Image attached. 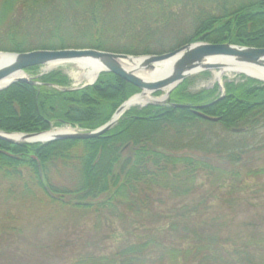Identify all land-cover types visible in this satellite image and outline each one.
<instances>
[{"label": "trees", "instance_id": "1", "mask_svg": "<svg viewBox=\"0 0 264 264\" xmlns=\"http://www.w3.org/2000/svg\"><path fill=\"white\" fill-rule=\"evenodd\" d=\"M179 11L191 19L188 38ZM192 43L264 48V0H0V52L94 49L147 56ZM39 69L25 72L35 76ZM240 79L224 78L220 98L218 84L191 93L188 78L167 104L132 107L96 139H0V222L17 219L16 210L38 222L96 215L121 224H156L143 225L139 236L110 254L89 252L70 264H264L262 217L247 221L250 233L232 234L231 213L223 210L237 206L236 195L247 190L249 179L258 180L254 189L260 192L264 177V166L251 164L264 155V83ZM38 82L0 91V131H95L141 93L108 72L76 90L61 71ZM187 105L206 106L203 113L219 121L179 107ZM167 199L173 204L158 211ZM9 229L0 232V264H49L50 246L34 245L37 258L10 244L24 235L23 228Z\"/></svg>", "mask_w": 264, "mask_h": 264}, {"label": "water", "instance_id": "2", "mask_svg": "<svg viewBox=\"0 0 264 264\" xmlns=\"http://www.w3.org/2000/svg\"><path fill=\"white\" fill-rule=\"evenodd\" d=\"M9 56V59L0 65V91L7 89L11 85L24 82L33 86H40L39 77L31 78L25 72L31 67L49 66L53 63H73L80 60H91L102 65L103 70L99 73L96 80L92 84H87L79 89L91 86L96 83L99 76L103 72H108L116 75L123 81L139 88L140 94L134 95L126 101L113 115L112 119L106 125L95 131H66L52 134L51 131L39 134H10L0 131V139L9 143L15 144H36L49 143L57 140H91L96 139L109 132L126 111L132 107H145L149 104L165 105L170 100L171 93L190 76L223 68L221 63H209L211 60H225L231 66H256L264 69V48L240 47L231 44H209V43H192L185 45L171 53L163 55H147V56H130L126 54H117L107 51H99L94 49H65V50H33L28 52L6 53L0 52ZM140 58L143 59L141 67L148 70H153L167 60H172L170 68L165 74L154 82H149L141 79L134 72L126 70L122 66L124 60ZM20 74L23 76L18 77ZM244 74V73H243ZM264 83V81L248 76ZM7 83V84H6ZM66 89H62L65 91ZM71 90H76L72 89ZM145 91H150L152 94L161 92L160 98H165L162 102H150L139 106H129L130 103ZM155 98V97H154ZM222 98V97H220ZM159 99V98H156ZM182 108L191 109L198 117L210 121L218 122V118H213L203 110L206 106H179ZM9 136H20V141L9 139ZM46 136L44 141H31L35 137Z\"/></svg>", "mask_w": 264, "mask_h": 264}, {"label": "rangeland", "instance_id": "3", "mask_svg": "<svg viewBox=\"0 0 264 264\" xmlns=\"http://www.w3.org/2000/svg\"><path fill=\"white\" fill-rule=\"evenodd\" d=\"M202 6L201 3L198 4ZM179 19L184 38H188L192 33V22L189 15L184 11H179ZM61 71L69 77L72 89H79L87 83L80 78V71L73 63H68L65 66L56 69H48V66H42L35 76L31 78L40 77L43 74ZM210 75L207 77L205 72L197 73L189 77L190 92L198 93L202 90L212 89L216 84L219 85L218 96H224V78L228 81L240 82V76L244 74L224 73L221 79H215V70L207 71ZM248 78L247 76H245ZM155 98V94H153ZM72 130L71 127L53 128V130ZM202 156V155H200ZM251 164L256 169L257 166H264V155L252 160ZM258 180L249 179L247 181V190L245 192L237 193V206L223 207L225 212L231 213L232 221L230 226V233L236 234L240 230L245 233H250L251 228L248 227V220L257 221L258 215L264 220V177L259 182L261 191L256 192L254 189L255 183ZM210 187L209 185L207 186ZM219 193V192H218ZM220 192L216 195H221ZM167 206H159L158 211L164 212L173 204L167 199ZM218 204L214 202V205ZM17 219L7 220L1 219L0 232L4 230L10 232V226H18L23 228V236L19 238H12L10 244L20 247L22 250L29 249L34 255L40 257L35 253L36 246L48 245L51 248V255H49V264H70L79 255L85 253H94L97 255L110 254L118 249V247L128 239H134L143 231V225L146 227H153L156 224L148 225L145 220H137L128 224L115 223V219L103 218L99 220L96 215H89L86 217L75 218L70 216L68 218L54 219L45 222H38L36 218L29 219L26 212L19 214L16 210L12 211ZM5 216L4 210L0 212V218ZM13 216V217H14ZM261 223V231L264 232V222ZM17 234V233H15ZM38 252V251H37Z\"/></svg>", "mask_w": 264, "mask_h": 264}, {"label": "bare ground", "instance_id": "4", "mask_svg": "<svg viewBox=\"0 0 264 264\" xmlns=\"http://www.w3.org/2000/svg\"><path fill=\"white\" fill-rule=\"evenodd\" d=\"M8 59H9L8 55L0 54V65L6 62ZM142 62H143V59L132 58V59L124 60L122 62V66L128 71L134 72L141 79L145 81H149V82H154L160 79L165 74V72L168 70V68H170L172 64V60H167L165 62H162L158 66H156L155 69L148 70V69H144L141 67ZM209 63H221L224 65L223 68L215 70V73H214L215 79H221L224 73H230V74H233V73L243 74L244 73L248 76L255 77V78H258L264 81V69L263 68H259L256 66H231L230 64H227L229 62L225 60H211L209 61ZM66 64L68 63H62V62L53 63L48 66V69L60 68L62 66H65ZM73 64L80 71V74H79L80 78L84 79V81L87 84H92L96 80L99 73L103 70V67L101 64L95 61H91V60L75 61L73 62ZM21 76L23 75L20 74L18 77H21ZM4 86L5 84L0 86V88ZM164 99H165L164 97L156 99L154 98L152 92L145 91L143 94L138 96L135 100H133L129 106H139V105H144V104L155 102V101L162 102L164 101ZM69 130L70 129L53 130L51 131V133L55 134V133L66 132ZM8 138L14 141L21 140L20 136H9ZM45 139H46V136H40V137H35L31 139V141H44Z\"/></svg>", "mask_w": 264, "mask_h": 264}]
</instances>
